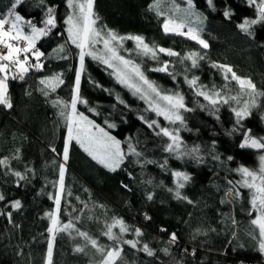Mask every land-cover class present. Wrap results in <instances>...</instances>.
<instances>
[{
    "label": "trees",
    "instance_id": "16d2710c",
    "mask_svg": "<svg viewBox=\"0 0 264 264\" xmlns=\"http://www.w3.org/2000/svg\"><path fill=\"white\" fill-rule=\"evenodd\" d=\"M9 3L10 0H0V12L6 11ZM150 3L151 0H96L95 10L102 23L121 35H142L148 43L172 48L182 57L193 51L207 54L195 68L189 60L181 62L180 58L159 54L160 62L169 61V73L176 77L173 79L169 73L152 71L160 63L137 56L133 41L124 42L128 51L122 49L126 58L141 63L145 75L161 89L184 95L185 104L192 111H182L185 126L180 128V135L188 149L199 147L196 155L200 159L177 158L175 154L164 152L167 139L156 136L139 118L144 116L149 121H158L156 114L147 110L145 102L120 84L99 61L86 56L80 92L88 103L78 104V110L101 126H105V120L115 124V128L109 129L112 135L122 142L128 137L133 143L139 141L138 150L156 163L141 167L134 163L135 157H131L123 170L112 173L97 165L73 142L66 165L61 221L66 222L69 214L79 216L77 227L104 245L113 243L101 235L106 230L105 224L111 223L113 218H122L132 228H141L142 237L137 238L130 231L123 234V239H139L140 246L147 243L155 250V255L150 257L124 245L127 264H175L176 261L183 264H239L240 261L254 264L257 261L264 264V254L258 250V232L250 223L255 213L251 210L249 189L235 185L241 195H226L233 187L228 181L241 178L234 169L241 165L254 169L258 163L259 151L241 149L239 144L244 131L249 129L253 136L264 137V97H258L252 114L237 124L232 108L239 106L234 101L221 103L216 106L218 110H213L208 101L196 96V88L185 81V76L189 79L196 76L199 77L197 87L207 85L211 89L215 85L217 90L227 83L231 91L225 90V94L236 95L238 85L225 81L221 70L212 67V62H217L231 65L238 75L251 77L257 89L264 90V24L253 27V36L240 31L237 25L243 18L255 15V9L246 0H213L214 10L207 0H194L196 10L206 18L201 36L210 47L202 49L197 42L184 36L165 34L163 17L149 11ZM177 3L186 6L182 0ZM49 5L56 6L58 23L48 36L37 41V47L45 53L41 58L45 67L31 71L24 81L9 80L14 107L0 106V159L9 157L7 166L0 165V193L6 197L5 201H0V210L13 213L12 223L6 215H0V264H45L50 235L47 232L50 221L45 213L55 208L50 196L54 197L58 190V166L62 162L66 133L60 109L53 106L52 100L57 97L70 99L79 62L76 48L68 42L63 22L68 13L66 0H45L44 5L39 0H25L17 9L26 19L40 25ZM225 9L232 10L231 18L224 16ZM194 26H198L195 21ZM61 44L65 45L63 55L67 59H60V54L53 52ZM53 73H63L65 83L45 97L39 91L44 87L39 80ZM117 95L123 104L117 100ZM89 108L96 112H89ZM53 147L56 152L52 151ZM215 156L219 159H214ZM229 156L233 159L228 160ZM165 160L166 167L161 168ZM16 171L26 179L19 180L13 174ZM173 171H183L192 177L182 189V194L192 203L176 200L167 190L175 188ZM149 179L151 184L147 183ZM122 183L128 187L124 188ZM149 193L154 194L151 201L147 199ZM13 200L21 201L19 210L11 209L10 205L6 207ZM145 214L151 219L146 220ZM162 227L167 231L162 232ZM113 231L118 233V228ZM172 232L178 236L175 244L169 243ZM77 244L82 246L84 241L74 232L72 236L58 233L53 264H90L99 259L91 246L86 253L75 252ZM165 248L167 255L163 251Z\"/></svg>",
    "mask_w": 264,
    "mask_h": 264
},
{
    "label": "snow or ice",
    "instance_id": "6c2138e0",
    "mask_svg": "<svg viewBox=\"0 0 264 264\" xmlns=\"http://www.w3.org/2000/svg\"><path fill=\"white\" fill-rule=\"evenodd\" d=\"M24 2L25 0H10L7 10L0 12V106L6 109L14 107L9 91V80L24 81L28 73L33 70L39 71L45 67L41 62V58L45 57V53L37 47V41L42 37L48 36L57 27L58 23L55 5L47 6L45 17L38 25L34 20L26 19L17 10L18 6ZM39 2L41 5L45 4V0H39ZM95 2L96 0H66V6L69 11L63 22L66 26L68 42L75 45L79 50V67L75 70L70 99L64 100L57 97L52 100L53 106L60 109L59 116L64 121L67 133L61 154L62 162L58 166V190L54 197L50 196V198L54 199L55 208L53 211L45 213L50 221V225L47 228V232L50 235L47 243L45 264H53L54 243L58 233H67L72 236L74 232L76 236L83 239L84 244L82 246L77 244L74 248L75 252L86 253V249L91 246L99 254V259H94L90 264H127L123 256L124 245H129L132 249H138L150 257L155 255V250L147 243L140 246L139 239H123V234L130 231H133L137 238L142 237L144 233L139 227H130L122 218H113L111 223H106V230L101 233V235L113 242L111 245L99 243L98 239L90 235L89 232L82 231L77 227L76 221L80 220L79 216L71 217V214H69L70 218L66 222L61 221V200L65 191L66 165L73 142L79 145L97 165L112 173L123 170L125 162L131 157H135L134 163L141 167L144 164L156 163V161L146 159L145 153L138 150L139 141L133 143L132 138L128 137L122 142L112 135L109 129L115 128V124L105 120V126H101L85 115L84 112L78 110V104L87 105L88 103L87 100L82 98L80 92L81 76L85 72L86 56L113 69L112 74L117 81L131 89L133 95H138L141 100H144L148 105L147 110L154 112L158 117L162 116L164 120L171 124L179 122L180 127L170 130L169 127L161 126L155 119L149 121L144 116L139 117L149 129L154 130L156 136L168 139V143L163 146L164 152L175 154L177 158L193 156L198 160L200 159L196 155L200 151L199 147L194 146L188 149L180 137V128L185 126L182 111H192L185 104L184 95L178 91L172 92L161 89L156 82L145 75L141 63L126 58L121 54V49H123L125 41H134L136 55L149 57L157 61L160 66L152 69V71L164 73H169V61L160 62L159 54L161 53L169 57L180 58L181 62L189 60L193 68L198 67L199 61L204 60L207 54L201 55L200 52L193 51L182 57L181 53L174 51L172 48L148 43L142 35H121L115 29L109 28L107 24L101 22V17L95 10ZM182 2L186 6L182 7L180 3H177V0H151L148 9L154 12L157 17H163L162 30L165 34L187 37L196 41L202 49H208L210 47L208 41L201 36L203 20L206 18L196 10L194 0H182ZM246 2L255 9V15L253 18H243L237 27L248 36H253V27L264 24V0H246ZM207 4L214 10L213 0H207ZM223 14L226 18H231L233 12L230 9H225ZM194 21L198 26H194ZM98 45H102V47H97ZM64 50L65 45L61 44L56 49H53V52L59 53L60 59H67L68 57L63 55ZM124 51L128 50L124 49ZM212 67L221 70L225 81H234L238 85L236 95L225 94V90L231 91L228 89L227 83L222 89L217 90L215 85L211 89L207 85H199L197 87L199 77L196 76L191 79L185 76V81L190 87L196 88V96L203 97L204 100L208 101V105L213 110H218L216 106L221 103L228 104L230 101H234L239 107L232 108V111L237 118V124H240L243 119L252 114L251 110L257 106V98L264 97V90H258L251 77L238 75L229 64L212 62ZM169 74L172 75L173 79L176 78L174 74ZM39 83L44 86L39 91L45 97H48L65 81L63 73H53L41 78ZM26 94L31 95V93ZM117 100L121 104L124 103L119 95H117ZM200 106L204 107V105ZM88 111L96 112V109L89 108ZM239 148L264 150V137L257 138L253 136L250 129L244 131L243 140L239 144ZM52 151L56 152V149L53 147ZM213 158L219 159L218 156ZM227 159L232 160L233 157L229 156ZM8 164L9 157L0 159V165L7 166ZM166 164L167 160L160 164V167L165 168ZM234 171L240 174L241 179L235 182L228 181L233 187L227 190L226 195L237 197L241 195L235 185H241L243 188L250 190L251 210L255 213L250 223L254 226V229L258 230V250L261 254H264V154L259 156V167L257 169H250L241 165ZM13 174L19 180L26 179L19 171ZM171 175L175 178V188H168L167 190L174 194L176 200H185L188 203H192L187 196L182 194V189L191 181L192 177L183 171H173ZM147 183L151 184L152 180L149 179ZM122 186L124 188L128 187V185L123 183ZM153 197V193L147 195V199L150 201ZM5 200V195L0 193V201ZM221 202L223 203L224 201ZM9 205L13 210H19L22 207L20 200L9 201L6 207ZM0 215H6L8 221L10 223L13 222L12 211L5 212L0 210ZM145 219L150 220L151 217L145 214ZM233 223L235 224L236 221L233 220ZM117 228L118 233L113 231V229ZM160 230L162 232L167 231L163 227ZM253 239H256L255 235H253ZM177 240V234L172 232L169 237V243L175 244ZM163 251L166 255L169 254L167 248L163 249ZM185 252H187V249H185ZM192 254H195V250H193ZM175 264H183V262L176 261ZM239 264H244V262L240 261Z\"/></svg>",
    "mask_w": 264,
    "mask_h": 264
},
{
    "label": "rangeland",
    "instance_id": "374dc122",
    "mask_svg": "<svg viewBox=\"0 0 264 264\" xmlns=\"http://www.w3.org/2000/svg\"><path fill=\"white\" fill-rule=\"evenodd\" d=\"M69 11V10H68ZM186 30V29H185ZM187 38V37H186ZM196 42V41H195ZM70 43V42H69ZM133 43H134V41H133ZM134 46H135V43H134ZM74 47L76 48V46L74 45ZM97 47H102V45H98ZM123 48L125 49V47H124V45H123ZM76 51H77V53H78V49L76 48ZM121 54H122V49H121ZM123 55V54H122ZM124 56H125V54H124ZM78 62H79V58H78ZM101 63V62H100ZM102 64V63H101ZM106 69H108L110 72H111V74H112V72H113V69H111V68H108V66L107 65H104V64H102ZM113 75V74H112ZM114 76V75H113ZM115 77V76H114ZM116 78V77H115ZM117 80V79H116ZM124 86V85H123ZM127 88V87H126ZM129 89V88H128ZM130 91H132L131 89H129ZM138 96V95H137ZM144 101V100H143ZM145 102V101H144ZM145 104L147 105V103L145 102ZM147 107H148V105H147ZM158 117V116H157ZM158 122H159V124L161 125V126H166V127H169L170 128V130L171 129H174V128H176V127H180V125H179V122H177L176 124H171L170 122H168V121H166V120H164V118L161 116V117H158ZM66 133H67V130H66ZM66 133H65V136H66ZM180 137H181V135H180ZM166 138V137H165ZM167 139V138H166ZM167 141H168V139H167ZM258 151H259V156L260 155H262V154H264V150H261V149H257ZM259 167V158H258V163H257V165H256V167L254 168V169H257ZM241 179V178H240ZM239 179V180H240ZM239 186H241V185H239ZM242 187V186H241ZM249 192H250V190H249ZM257 232H258V230H257Z\"/></svg>",
    "mask_w": 264,
    "mask_h": 264
},
{
    "label": "built area",
    "instance_id": "2783aa9c",
    "mask_svg": "<svg viewBox=\"0 0 264 264\" xmlns=\"http://www.w3.org/2000/svg\"><path fill=\"white\" fill-rule=\"evenodd\" d=\"M254 264H258V262L256 261V262H254Z\"/></svg>",
    "mask_w": 264,
    "mask_h": 264
}]
</instances>
